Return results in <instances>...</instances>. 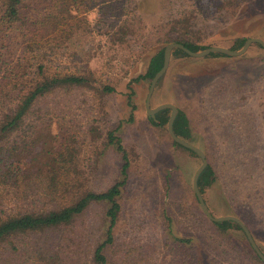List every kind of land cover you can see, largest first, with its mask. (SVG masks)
Returning a JSON list of instances; mask_svg holds the SVG:
<instances>
[{"label":"trees","instance_id":"trees-1","mask_svg":"<svg viewBox=\"0 0 264 264\" xmlns=\"http://www.w3.org/2000/svg\"><path fill=\"white\" fill-rule=\"evenodd\" d=\"M260 10H264V0H0V264H116L107 250L113 245L119 197L127 179L128 158L121 138L115 128L101 135L91 124L83 129L78 126L73 133L65 131L56 118L64 117L62 112L72 114L74 108L86 113L90 99L98 101L105 112L103 99L115 91L119 78H110L95 67L96 62H118V52L131 42L135 41L130 49L136 61L150 52L144 69L132 80H150L161 66L167 43L178 42L191 51L202 49L208 46L204 43L207 20L227 24L244 18L248 11ZM147 27L152 34L145 32ZM90 28L96 45L90 43ZM245 38H232L227 48L238 49ZM251 48L264 53L257 43ZM175 55L188 56L173 48L170 57ZM127 70H121L123 75ZM262 79L264 67L256 81ZM127 86L126 104L132 107V90ZM263 93L264 85L258 96ZM168 113V108L162 109L149 122L164 127ZM193 123L177 108L172 130L187 140ZM53 124L56 133L51 131ZM87 136L92 143L100 140V151L112 147L120 156L118 177L101 191L88 188L75 164ZM198 147L207 161L196 182L206 205L207 193L216 181L214 155L209 146L208 151ZM98 204L103 209L102 231L91 245L87 229L78 221L89 206ZM164 217L171 234L170 218ZM199 218L205 229L201 235L171 237L183 245L185 264L231 263L230 232L241 231L240 227L233 221L212 222L201 211ZM246 245L249 257L264 264ZM240 250L246 258L247 252Z\"/></svg>","mask_w":264,"mask_h":264},{"label":"rangeland","instance_id":"rangeland-1","mask_svg":"<svg viewBox=\"0 0 264 264\" xmlns=\"http://www.w3.org/2000/svg\"><path fill=\"white\" fill-rule=\"evenodd\" d=\"M206 25L204 43L208 46L227 47L236 36L264 41V10L248 11L244 18L227 24L207 20ZM145 32L152 34L153 30L147 27ZM90 33V43L96 45L94 29ZM99 41L101 44L104 39ZM134 43L118 52V62H96L95 67L110 78H119L114 82L115 91L103 99L105 112L98 101L90 99L86 113L74 108L72 114L62 112L64 117L59 115L56 119L66 127L65 131L72 133L88 124L97 126L101 135L115 128L127 153V179L119 197L108 257L116 264H185L183 245L178 246L171 237L201 235L205 230L191 192V175L200 161L172 145L165 126L156 127L149 122L144 109L149 80L132 78L144 69L150 52L136 61V53L131 52ZM72 45L75 48V43ZM261 55L264 59L262 51L251 48L239 56H171L152 90L149 107L169 102L194 122L187 141L197 147L200 144L205 150L209 146L214 155L211 162L216 181L206 196L207 209L214 216L238 217L264 254V93L258 96L264 79L256 81L264 67ZM124 69L128 70L123 75ZM127 84L132 90V107L126 104ZM56 127L53 124L52 133H56ZM99 141L92 143L87 136L81 143L78 138L77 144L81 145L75 160L86 185L94 191L105 189L118 177L121 163L114 148L100 151ZM102 211L100 204L91 205L78 221L87 229L91 245L102 231ZM165 214L171 221V234ZM230 233L233 241L227 247L233 245L229 250L232 262L218 260L217 264H257L249 257L241 231ZM241 248L247 252L246 258L240 255Z\"/></svg>","mask_w":264,"mask_h":264},{"label":"water","instance_id":"water-1","mask_svg":"<svg viewBox=\"0 0 264 264\" xmlns=\"http://www.w3.org/2000/svg\"><path fill=\"white\" fill-rule=\"evenodd\" d=\"M252 43H257L262 48H264V41L259 37H246L244 39V41L242 42L241 46L236 50H231V49H229L227 47H223V46L212 45V46H206V47H204L202 49H198L196 51H191L188 48H186L185 46H183L181 43H178V42L167 43L164 46L163 51H162L161 66L153 74V76L149 80V85H148L147 93H146L145 100H144V109H145V114L147 115V117L151 118V119H154V115L158 111L165 109V108L169 109L168 117H167V120L165 123V128H166L167 134L169 135V137L172 139L173 142H175L178 145L183 146V147L191 150L193 153H195V155L199 158V161H200L199 164L197 165V167L193 170V173L191 175V189H192L193 194L196 198L199 210L208 220H210L212 222H221V221H233V222H235L240 227L241 231L243 232L248 244L250 245V247L252 248L254 253L264 263V254L259 250V248L255 244V242L251 236V233L248 230V228L246 227V225L238 217H236L234 215H230V214L214 216L207 209V207L203 201V198H202V196H201V194L197 188V183H196L199 174L201 173V171L206 166L205 155L199 147L191 144L187 140H184L181 137L174 134V132L172 130V122H173V119L177 113L176 106L173 105L172 103H169V102H162V103H159L153 107H149V98H150V95L152 93V90L155 86L156 81L164 73V71L168 65L169 59H170L171 50L173 48H178V49L182 50L186 55H188L190 57H202V56H206L210 53H215V52L222 53V54L227 55V56H239V55L243 54Z\"/></svg>","mask_w":264,"mask_h":264}]
</instances>
